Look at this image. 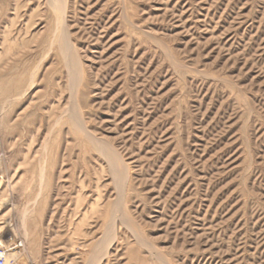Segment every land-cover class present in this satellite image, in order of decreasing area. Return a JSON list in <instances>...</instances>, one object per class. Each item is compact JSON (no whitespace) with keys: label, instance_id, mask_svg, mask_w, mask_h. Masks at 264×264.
Instances as JSON below:
<instances>
[{"label":"rangeland","instance_id":"1","mask_svg":"<svg viewBox=\"0 0 264 264\" xmlns=\"http://www.w3.org/2000/svg\"><path fill=\"white\" fill-rule=\"evenodd\" d=\"M5 264H264V0H0Z\"/></svg>","mask_w":264,"mask_h":264},{"label":"built area","instance_id":"2","mask_svg":"<svg viewBox=\"0 0 264 264\" xmlns=\"http://www.w3.org/2000/svg\"><path fill=\"white\" fill-rule=\"evenodd\" d=\"M6 262V255L4 250L0 249V264H5Z\"/></svg>","mask_w":264,"mask_h":264}]
</instances>
